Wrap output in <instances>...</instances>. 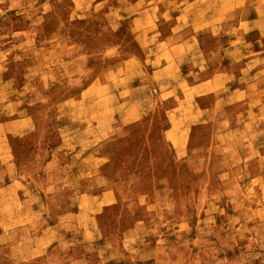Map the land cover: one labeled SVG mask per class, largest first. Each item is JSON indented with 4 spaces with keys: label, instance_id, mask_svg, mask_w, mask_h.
<instances>
[{
    "label": "rangeland",
    "instance_id": "rangeland-1",
    "mask_svg": "<svg viewBox=\"0 0 264 264\" xmlns=\"http://www.w3.org/2000/svg\"><path fill=\"white\" fill-rule=\"evenodd\" d=\"M0 264H264V0H0Z\"/></svg>",
    "mask_w": 264,
    "mask_h": 264
},
{
    "label": "crops",
    "instance_id": "crops-1",
    "mask_svg": "<svg viewBox=\"0 0 264 264\" xmlns=\"http://www.w3.org/2000/svg\"><path fill=\"white\" fill-rule=\"evenodd\" d=\"M175 17H177L179 20H182L183 19V15L182 14H179V13H177ZM179 20L176 21L175 25L172 27V32L173 31L174 32L176 31V33H177V31H181L182 29L185 28V24H181V22H179ZM201 23H203L204 26H205V24H207V23H205L204 20H201ZM139 42H140V44L143 47L148 46L147 43H144V41L139 40ZM199 44H200V42L198 40H196V37L192 34L190 36H187L185 39H184V37H182V39L176 41L175 44H171L170 45V49H175L176 52H179L178 48L184 49V46H188L189 45V46H192V49L194 48V50H195L196 47L199 46ZM192 51L189 49V52H192ZM162 53H163V56H161ZM166 54L169 55V52L168 51L166 52L165 50L161 51V49L158 50V52L156 53V55L161 56V58H163ZM172 55H174V54H172ZM179 56H184V55L183 54L182 55L181 54L178 55L177 53H175V55H174L175 58H171L170 59V61H173L174 60V63H171V64H177L178 63V60H179ZM200 56H201V54H200ZM170 61H166L165 63L168 64ZM199 70H200V72L203 71V69L201 68V66H200V69ZM177 74H178V79L181 81V83H183L189 89H194V85L198 81V80L192 81V79H190V78L192 76H194V75L195 76L200 75V77L202 76V73H199V71H197L195 69L192 70L191 72L186 73V72H182L181 69L179 68L177 70ZM201 81H203V80H201ZM201 83H203V82H201Z\"/></svg>",
    "mask_w": 264,
    "mask_h": 264
}]
</instances>
